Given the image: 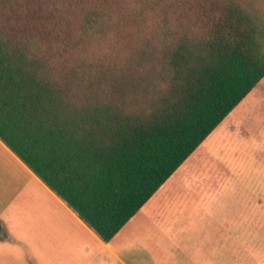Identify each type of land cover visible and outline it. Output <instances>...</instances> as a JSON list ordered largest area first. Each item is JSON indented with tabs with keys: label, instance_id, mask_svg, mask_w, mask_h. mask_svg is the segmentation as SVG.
Returning <instances> with one entry per match:
<instances>
[{
	"label": "trees",
	"instance_id": "16d2710c",
	"mask_svg": "<svg viewBox=\"0 0 264 264\" xmlns=\"http://www.w3.org/2000/svg\"><path fill=\"white\" fill-rule=\"evenodd\" d=\"M264 79V0H0V139L110 242Z\"/></svg>",
	"mask_w": 264,
	"mask_h": 264
},
{
	"label": "crops",
	"instance_id": "0c3cea01",
	"mask_svg": "<svg viewBox=\"0 0 264 264\" xmlns=\"http://www.w3.org/2000/svg\"><path fill=\"white\" fill-rule=\"evenodd\" d=\"M263 89L264 79L253 91L256 93ZM259 98L262 97L256 100ZM191 157L120 233L106 242L0 139V264H131L134 255L131 257L129 252H133L137 241L131 231L134 228L131 227L141 216L143 218L138 228L148 227V223L145 224L146 218L156 213L159 217L167 215L164 220L179 218V221L184 211L189 210L193 222L175 223L182 231L199 230L200 221L212 216L209 209H204L203 213L198 212L199 209L193 207L192 203L184 207L186 200L194 195V190L188 192L189 182L196 179L188 177V174L190 170L199 167L198 161L190 160ZM186 163L192 164L186 168ZM208 173L204 179L211 183V169ZM183 178L190 179L186 185L181 186L180 180ZM155 243L162 251L163 248L188 244L195 248L196 257L204 253L206 245L212 248V240L196 238L186 242L161 239ZM249 246V243L242 240L235 242L233 256L238 262L247 261ZM252 246L253 255L258 256L259 250L263 252L264 244L261 242ZM208 253L205 261L212 264V250ZM160 259L162 263L169 259L167 251L164 256L160 254Z\"/></svg>",
	"mask_w": 264,
	"mask_h": 264
},
{
	"label": "rangeland",
	"instance_id": "374dc122",
	"mask_svg": "<svg viewBox=\"0 0 264 264\" xmlns=\"http://www.w3.org/2000/svg\"><path fill=\"white\" fill-rule=\"evenodd\" d=\"M254 93L247 96L190 159L197 160L199 167L188 174L196 179L189 182L188 192L194 190V195L186 200L184 207L192 203L200 213L209 209L212 217L204 219L201 214L199 230L188 232L179 230L176 225L179 218L164 220L167 215L159 217L157 213L146 218L148 227L138 228L141 216L131 227L137 239L133 252H129L131 257L134 255L131 264H209L205 260L210 249L212 264H264V247L258 256L252 254V245L264 244V89ZM259 96L262 98L256 100ZM190 164L186 163V168ZM210 169L212 182L208 183L204 178ZM189 179H181V186ZM188 211H184L178 223L193 222ZM193 238L212 240V248L206 245L204 253L196 257L195 248L188 244L162 251L155 243L161 239L186 242ZM241 240L250 245V255L243 263L233 256L234 244ZM166 251L169 259L162 263L160 254L164 256Z\"/></svg>",
	"mask_w": 264,
	"mask_h": 264
}]
</instances>
